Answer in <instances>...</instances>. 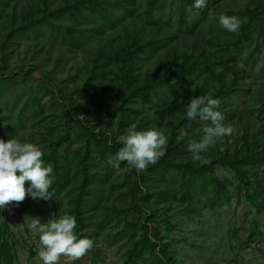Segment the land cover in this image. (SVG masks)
Returning <instances> with one entry per match:
<instances>
[{"label":"rangeland","instance_id":"rangeland-1","mask_svg":"<svg viewBox=\"0 0 264 264\" xmlns=\"http://www.w3.org/2000/svg\"><path fill=\"white\" fill-rule=\"evenodd\" d=\"M38 1L0 0V68L4 65L5 72L9 73L20 68L27 70L30 63H44L56 72V85L66 87L62 89L70 94L77 87L75 82H80L71 76L79 73L82 79L86 78L79 69L83 70L90 63L89 53L96 51L94 43L84 40L71 46L64 38V30H54L46 21L19 31V26L27 19L24 12L28 4ZM150 1L133 0L136 14H124L130 28L139 31L137 42L146 43L147 50L153 47L156 53L163 51L162 54L173 49L176 43L178 64L187 61L182 58L185 51L199 56V62L193 63L199 70L191 83L193 87L203 83L207 65L220 66L219 73L224 76L229 94L217 98L220 105L214 110L222 113L221 123L234 128L230 135L231 147L233 151L238 148L239 165L247 169L244 168L243 176L222 164H215L212 171L193 174H187L184 167L174 163L164 170L146 169L144 171L151 176L149 188L145 187L149 196L146 209L138 213L135 207L144 193L135 186L138 179L135 168L127 162H119V167L108 163L109 157L116 153H110V146L102 139L79 137L80 122L68 120L63 104L46 89L36 86L37 74L25 75L26 83L9 80L8 87L0 90V139L7 141L16 137L21 142L39 145L46 165L51 164L54 171L49 189L51 198L35 200L28 196L22 202H11L7 208H0V249L8 245L0 251V264H43L38 256L39 233L30 231L27 225L32 218L47 224L65 214L76 218V231L91 238L94 244L84 257L73 260L62 255L58 264H162L144 261L153 256V248L144 238L147 226L153 232V242L157 241L154 236L157 229L160 244L170 245L171 262L264 264V196L258 197V205L247 197L251 183L261 181L264 186V160L252 157V150H256V157L264 155V112L261 111L264 108V44L255 24L249 22L253 9L259 6L264 9V0H207L200 9L193 6L194 0H160L157 8L151 10L152 16L155 13L161 19L156 25L150 20ZM58 4L57 1L54 7ZM221 15L236 16L240 20L239 29L232 33L224 29L219 24ZM86 24L92 25L90 21ZM246 34L250 36L245 37ZM164 37L165 43L150 45L151 39ZM49 39L54 41L55 47H50ZM64 45L67 48L65 62L55 66ZM228 59L231 63L226 61ZM193 61L190 58L188 62ZM232 68L240 75L233 77ZM218 80L209 79L207 95L212 97L220 89ZM109 83L105 82L106 89L100 88L98 92L92 86L75 94L79 112L80 104L89 103L80 118L90 121L98 130L102 126L114 136L120 132L125 136L128 128L120 126L118 115L120 98L108 107ZM257 88L261 91L259 95L254 93ZM194 98L199 97L194 94ZM107 110L112 114H107ZM136 120H129V125H135ZM170 121L167 118L162 129L161 125L153 127L166 135L173 126ZM247 124L249 130L245 132ZM207 127L215 125L200 116L183 124V136H188L185 144H199ZM227 137L219 138L215 145L202 152V160L216 147H226ZM82 147L89 149L85 171L80 169L78 160ZM166 150L167 146L164 153ZM193 154L191 150L184 151L177 161L187 162L185 158L193 159ZM185 175H190L195 183L186 195V188L191 184L189 180L186 184ZM29 183H25L26 188ZM159 188L165 189L166 194H159ZM190 198V202L185 200Z\"/></svg>","mask_w":264,"mask_h":264},{"label":"trees","instance_id":"trees-1","mask_svg":"<svg viewBox=\"0 0 264 264\" xmlns=\"http://www.w3.org/2000/svg\"><path fill=\"white\" fill-rule=\"evenodd\" d=\"M57 1L59 2L58 6L54 7ZM132 2L133 0H39L38 3L32 2L28 4V9L24 12L27 19L24 24L19 26V31H22L25 26L33 28L36 24L46 21L54 30H57V28L63 29L65 32L64 38L68 39L71 46L84 40L94 43L93 49L96 51L89 53L90 63L83 70L79 69V72L85 73L88 79H82L79 73L72 75L71 77L80 82H75V79H73L77 87L74 86L75 88L70 94H67L62 89L66 87L56 85V72L44 65V63H30L27 70L20 68L18 70L14 69L9 73L5 72L6 69H4L3 65V68H0L2 70L0 72V90H5L8 87L9 80L18 79L26 83L28 82L27 77L37 74L39 78H37L38 83L36 86L46 89L48 93L52 94L56 100L58 99L63 104L65 114H68L66 117L68 120L76 119L80 122L78 131L82 129L78 133L79 137L102 139L106 145L110 146L108 147L110 153H117L122 147L118 143V137H121L122 133L120 132L116 136L112 133L109 135L110 132L102 126L98 130L96 125L80 118V114L84 115L85 110L88 109L89 103L80 104L81 109L79 112V100L75 97V94L87 91L92 86L98 92L100 88H105V82H110L109 92L106 95L108 97V107L113 106L120 98L118 115L120 126L128 128L125 132L126 134H124L125 136L131 131L129 120L135 121L137 119L135 123L137 131L152 129L155 125H161L160 129H162L166 119L171 120L170 124L173 126L166 132L168 138L167 150L157 163L149 165L147 169L164 170L168 164L172 165L174 163L177 166L184 167L187 174H193L197 171H212L215 164H222L233 168L243 176V171L247 167H244V169L243 165H239L241 159L238 148L235 147V151L232 150V139L230 136L226 139V147H216L206 153V160L203 163L188 157L185 158L187 162L177 161L179 154L191 150V146L185 144L188 136H183L180 140H177V137L183 132L182 125L191 120L186 118V110L191 103L192 96L194 94L197 97L207 96V82L213 77L219 79L221 87L216 93L212 94V98L225 97L229 94V87L225 85L224 76L219 73L220 66L217 64L207 65V74L203 75V83L193 87L191 83H193V79L197 77L199 72L198 69L197 71L194 68L195 65L193 63L195 61L199 62L200 57L185 51L182 58L183 60L187 59V61H181L178 64L176 62V54L178 53L176 43L172 47L173 49H168L169 51L166 54H162L163 51L156 53L153 47L147 50L146 43H138L136 39L140 40L139 31L131 29L128 25L129 19L124 16V14H130V12L131 14H136L133 12ZM150 3V20L152 24L156 25L161 19L155 13L152 16L153 11L151 10L157 8L160 0H151ZM252 12L249 22L255 24L256 30L261 37L260 41L264 44V9L259 6L253 9ZM86 21H90L92 25H87ZM106 25L108 26L107 28H105ZM55 33L56 31H54ZM249 36V34L245 35V37ZM165 41H167L166 37L164 39H151L150 45L155 47V42L163 44ZM47 43L51 48L52 46L55 47L53 40L49 39ZM65 54H67V48L64 45L58 52L59 56L55 60V66L65 62ZM149 54L153 57L149 58ZM190 58L194 60L192 63L188 62ZM139 61H141V64H138ZM226 61L231 63V59ZM140 65L144 67L140 68ZM231 71H233V77L240 75V72L235 71L233 68ZM177 76H179V79H177ZM254 93L259 95L261 91L257 88ZM150 103L151 107L148 105ZM261 111L264 112V108ZM110 113L111 110H107V114ZM131 115L134 117L133 119H131ZM175 119H177V122H175ZM245 130V132L249 130L248 124ZM49 141L56 145L53 138H50ZM256 141L258 146V140ZM236 143L237 141L235 140L234 144ZM221 148H223V151L220 150ZM88 152L89 149L87 147H82L79 153L81 157L78 160L81 163L80 169L83 171L86 168L85 162L88 158ZM210 153L214 155L211 156ZM252 157L257 160H264V155L256 157V150H252ZM134 171L138 176L135 186L144 193L139 199L135 211L143 213L146 209L147 197L149 196L148 193H145V187L149 188L151 176L149 172L144 170L137 172L135 169ZM184 180L186 184H188V180L191 184L190 187L186 188V195L193 188L192 184L195 183L190 175H185ZM152 188L155 189L154 184H152ZM247 189V197L258 205L260 199L258 197L264 196V186L261 181L251 183ZM158 190L159 194H166L165 189L159 188ZM185 200L190 202L192 199ZM77 215L79 216V213ZM152 236L153 232L147 226L144 238L153 248L151 250L153 256L149 260L144 259V261L153 260L162 264H181L178 260L171 262L170 256H168V250L171 247L168 244H160L161 241L158 237L157 229H154V236L157 238L156 242H153ZM7 246V244L3 245L0 251L7 248ZM158 248L159 250L157 251ZM139 257L142 258V254ZM0 259H2L1 256Z\"/></svg>","mask_w":264,"mask_h":264},{"label":"clouds","instance_id":"clouds-1","mask_svg":"<svg viewBox=\"0 0 264 264\" xmlns=\"http://www.w3.org/2000/svg\"><path fill=\"white\" fill-rule=\"evenodd\" d=\"M206 2L207 0H194L193 6L200 9ZM219 24L232 33L239 29L240 20L236 16L221 15ZM219 105L220 100L209 94L192 99L187 106V119L200 116L204 120H211L215 125L207 127L204 139L191 146L194 161L205 162L201 153L215 145L219 138L230 136L234 131L233 127L221 123L224 119L222 113L214 110ZM182 138L183 133L177 140ZM118 143L122 147L114 156L109 157L108 163L119 167V162H127L140 172L157 163L165 154L168 138L161 130L152 128L137 131L136 126L132 125L126 136L118 137ZM220 150L223 151V148ZM43 156L42 148L35 143L21 142L16 137L7 141L0 139V208H7L11 202H22L28 196L35 200L51 198L49 189L54 169L51 164L46 165ZM26 182H30L27 188ZM27 227L30 231L39 233L41 249L38 256L43 264H58L62 255L78 260L94 244L91 238L76 231L77 220L72 215L65 214L47 224H42L39 218H32Z\"/></svg>","mask_w":264,"mask_h":264}]
</instances>
